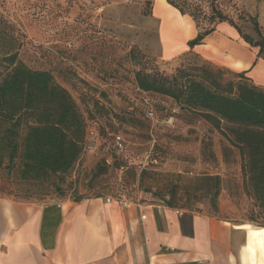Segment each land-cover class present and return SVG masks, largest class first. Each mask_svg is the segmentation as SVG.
<instances>
[{
    "label": "rangeland",
    "instance_id": "obj_1",
    "mask_svg": "<svg viewBox=\"0 0 264 264\" xmlns=\"http://www.w3.org/2000/svg\"><path fill=\"white\" fill-rule=\"evenodd\" d=\"M154 1L0 0V19L18 38L20 60L50 71L97 133L95 150L84 152L66 175L25 181L20 161H5L0 194L40 204L65 197L172 204L236 225L262 226L264 214L257 215L246 193L240 151L223 134L226 125L215 129L179 111L170 98L135 90L138 71L173 75L201 64L192 53L164 59ZM240 1L206 0L202 7L209 13L213 2L252 33L254 23ZM98 100L104 107L94 105ZM173 115L178 120L170 124ZM114 133L123 135L125 153L114 149ZM116 156L113 166H105Z\"/></svg>",
    "mask_w": 264,
    "mask_h": 264
},
{
    "label": "crops",
    "instance_id": "obj_2",
    "mask_svg": "<svg viewBox=\"0 0 264 264\" xmlns=\"http://www.w3.org/2000/svg\"><path fill=\"white\" fill-rule=\"evenodd\" d=\"M240 2L264 39V0ZM152 17L164 59L192 53L264 88V51L229 23L191 49L199 33L191 17L166 0L154 1ZM0 264H264V226L145 202L65 197L40 204L0 194Z\"/></svg>",
    "mask_w": 264,
    "mask_h": 264
},
{
    "label": "trees",
    "instance_id": "obj_3",
    "mask_svg": "<svg viewBox=\"0 0 264 264\" xmlns=\"http://www.w3.org/2000/svg\"><path fill=\"white\" fill-rule=\"evenodd\" d=\"M166 1L196 23L199 33L188 43L191 49L201 44L218 23L226 22L246 43L264 51V39L254 18L250 17L254 23L252 33H247L213 2L207 13L202 7L206 0ZM19 46L12 29L0 19V166L5 161L10 166L19 160V173L25 181L66 175L85 152L86 117L69 90L50 71L33 69L20 60ZM195 56L201 64L179 68L173 75L138 71L135 90L141 95L170 98L179 111L194 114L215 129L223 131L221 125H226L223 134L240 151L245 190L261 216L264 88L255 86L244 73L216 68ZM94 105L104 107L100 100ZM170 118L178 120L176 115ZM117 157L111 163L104 160L105 166H113Z\"/></svg>",
    "mask_w": 264,
    "mask_h": 264
},
{
    "label": "built area",
    "instance_id": "obj_4",
    "mask_svg": "<svg viewBox=\"0 0 264 264\" xmlns=\"http://www.w3.org/2000/svg\"><path fill=\"white\" fill-rule=\"evenodd\" d=\"M136 92L139 94L140 91L136 89ZM147 117L149 119L154 120L155 119V113L153 110H149L147 113ZM175 120L174 118H170L168 123L172 124L174 123ZM97 138V133L95 130H89L87 131V138H86V145H85V152H93L95 150V141ZM114 147L119 151V152H124L127 149L126 141L123 137L122 134L116 133L114 135ZM107 201L113 200L112 198H107ZM118 200V199H117ZM123 206L129 207L132 202H129L127 200H119Z\"/></svg>",
    "mask_w": 264,
    "mask_h": 264
},
{
    "label": "bare ground",
    "instance_id": "obj_5",
    "mask_svg": "<svg viewBox=\"0 0 264 264\" xmlns=\"http://www.w3.org/2000/svg\"><path fill=\"white\" fill-rule=\"evenodd\" d=\"M169 5V4H168ZM179 18L175 16V20H172V24L176 23V20H178Z\"/></svg>",
    "mask_w": 264,
    "mask_h": 264
}]
</instances>
